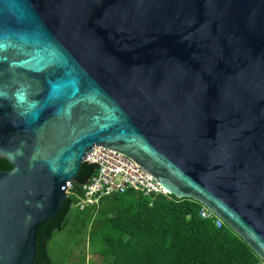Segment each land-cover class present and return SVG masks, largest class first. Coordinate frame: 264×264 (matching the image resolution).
Masks as SVG:
<instances>
[{
    "label": "water",
    "instance_id": "95a60500",
    "mask_svg": "<svg viewBox=\"0 0 264 264\" xmlns=\"http://www.w3.org/2000/svg\"><path fill=\"white\" fill-rule=\"evenodd\" d=\"M95 147L264 262V0H0V264H34Z\"/></svg>",
    "mask_w": 264,
    "mask_h": 264
},
{
    "label": "trees",
    "instance_id": "16d2710c",
    "mask_svg": "<svg viewBox=\"0 0 264 264\" xmlns=\"http://www.w3.org/2000/svg\"><path fill=\"white\" fill-rule=\"evenodd\" d=\"M12 168L0 159V171ZM96 171L83 164L62 211L38 233L34 264H264L228 226L202 219V205L190 199L126 193L80 210Z\"/></svg>",
    "mask_w": 264,
    "mask_h": 264
},
{
    "label": "built area",
    "instance_id": "2783aa9c",
    "mask_svg": "<svg viewBox=\"0 0 264 264\" xmlns=\"http://www.w3.org/2000/svg\"><path fill=\"white\" fill-rule=\"evenodd\" d=\"M84 163L96 166L97 171L96 175L83 185L84 196L76 204L80 210L98 205L104 197L126 193L142 195L151 201L158 196H172L134 160L116 151L95 147ZM71 189L72 185L69 186L68 195ZM199 215L202 219L214 221L219 228L224 224L203 205Z\"/></svg>",
    "mask_w": 264,
    "mask_h": 264
}]
</instances>
